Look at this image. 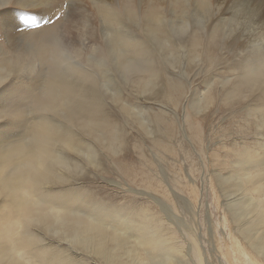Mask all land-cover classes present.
I'll list each match as a JSON object with an SVG mask.
<instances>
[{
	"label": "rangeland",
	"instance_id": "374dc122",
	"mask_svg": "<svg viewBox=\"0 0 264 264\" xmlns=\"http://www.w3.org/2000/svg\"><path fill=\"white\" fill-rule=\"evenodd\" d=\"M16 1L0 0V87L27 67L21 61L33 57L51 70L45 72L48 92L63 85L45 102L63 111L86 142L78 150H59L71 160V190L86 199L77 203L78 210L103 218L130 235L129 241L143 225L157 227L164 240L156 250L135 245L142 257L124 255L125 264H264V0H256L259 5L249 0L258 9L245 15L248 23L237 19L231 36L248 40L243 48L220 42L206 52L190 47L192 30L198 35L203 30L200 39L209 42L208 22L229 18L235 8L225 14L202 9L203 25L196 22L188 31L171 34L168 23L161 31H148L158 19L151 20L148 0H61L76 4L75 18L67 23L63 15L53 18L44 33L32 36L33 28L21 23L31 14L11 11ZM34 1L20 0L27 6ZM154 1L168 8L169 0ZM44 44L56 49L62 44L64 51L36 55L35 48ZM148 66L159 74L156 78L143 70ZM68 89L80 90L70 94L76 106L86 94L83 102L96 103L106 114L95 128L101 139L81 127L83 115L71 114L76 108L64 107ZM8 112L0 107V117ZM36 122L46 121L32 120L31 128L18 129L0 119V149L9 142L33 141ZM110 128L119 138L106 133ZM47 226L37 223L31 229L53 247L60 243L74 251L79 264H124L69 243L67 234L55 235Z\"/></svg>",
	"mask_w": 264,
	"mask_h": 264
},
{
	"label": "bare ground",
	"instance_id": "6f19581e",
	"mask_svg": "<svg viewBox=\"0 0 264 264\" xmlns=\"http://www.w3.org/2000/svg\"><path fill=\"white\" fill-rule=\"evenodd\" d=\"M127 1L130 3V0ZM16 2L18 4L11 8V11L21 15L31 14L30 19H40L39 15H37V9L32 6L35 1L28 6L21 4L20 0ZM251 2L249 0H237L236 3L233 0H197L199 4L197 12L199 15L202 9L209 11L211 8H218V10H224L222 14H225L231 8H242L244 14L247 15L258 9L256 6V8H252L253 4ZM256 2L255 0L254 3L256 4ZM147 3L148 6L146 8L150 10L151 20L158 18L157 25H149L147 27L148 31H161L162 25L168 23L170 25L168 33L174 34V29L177 31H188L189 27L193 25V10L187 6V0H169V4L173 5L171 13L169 8H163L157 1L148 0ZM257 5H259V2H257ZM129 7L131 8L130 5ZM100 8L102 9L103 6H100ZM260 16L264 17V11L260 13ZM236 23L237 19H234V11L229 18L223 15L217 21H209L207 25L212 27L209 34L210 41L207 42L200 39L203 30H200V35L196 33L197 30H192L193 36L190 39V47L194 50L199 49L206 52L209 50L210 45L217 46L221 42L232 48H243L248 43V40L243 41L241 38L231 36L234 29H236ZM197 29L199 30V28ZM30 33L32 36L40 34L34 29ZM167 40L170 41L171 38H167ZM255 46H258V43ZM56 48L55 45L52 47L45 44L40 47L37 46L35 48L36 55L45 56L52 52L58 54V51L63 50L61 49L62 44L58 49ZM135 50L137 51V48ZM143 70L148 72L153 79L159 75L154 72V67L151 66L145 67ZM59 86L63 85L58 84L57 88ZM57 88L54 86L53 89H50L51 91L47 92L45 100L50 96L56 95L59 92V90H56ZM68 90L67 92L73 95H77L78 91H80L77 89ZM88 96L85 94V99ZM115 98L119 99L118 96H115ZM83 100L71 114L76 117L83 115L84 118L80 117L81 119L79 120L81 127L89 131L91 135H97L98 139H101L102 134L98 136V131L95 128L98 126L97 123L99 124L98 121H100L99 118L102 113L105 117L106 114L96 106V103L89 101L85 103ZM36 125L38 129L37 131L33 130L34 139L30 141L31 143L28 142L29 139L25 140L26 142H17L15 144L9 142L8 145L0 149V197L4 201V205L0 207V264H79L76 261L78 255L74 251H70L71 249L67 251L59 245L60 243L53 247L50 242L48 244L43 241L42 239H44L45 235L42 238L39 233L31 229L37 223L50 226H47L48 231L53 229L55 235H60L63 238L67 234L69 243L79 244L86 249H90L108 262H113V260L117 259L125 264L124 255L128 258H141L143 254L137 248L138 245L139 248L150 247L155 250L162 246V240H160L158 230H156L157 227L140 226L139 235H136L133 241H129L130 235L125 236V233L118 232L117 229L105 223L106 221L103 218L94 217L93 213L88 214L78 210L77 203L81 200L86 201V199H82L78 190H71L73 177L68 174L71 171L74 172V170L68 169V167L70 168L71 160L57 149L56 138L48 133V123L36 122ZM107 130L111 132L106 133L110 134L114 139L119 138L117 135L118 131L116 132L111 128ZM61 143H66V141L61 139ZM69 147L72 149L71 145ZM75 148L76 150L79 149V147ZM108 148L113 149V145L111 144ZM91 150V148H88V157H92L94 153ZM247 156L255 158L254 154L251 153H248ZM56 188L60 189L54 190ZM68 190L71 191L70 195L67 193ZM106 215L113 216L109 213H106ZM118 218L121 219L122 215H118ZM148 220L158 226V223L154 222V218H148ZM122 238V241L119 240ZM111 243L115 244V246L109 247L108 245ZM174 248L176 250V246ZM20 254H22V258Z\"/></svg>",
	"mask_w": 264,
	"mask_h": 264
},
{
	"label": "snow or ice",
	"instance_id": "6c2138e0",
	"mask_svg": "<svg viewBox=\"0 0 264 264\" xmlns=\"http://www.w3.org/2000/svg\"><path fill=\"white\" fill-rule=\"evenodd\" d=\"M233 2L236 3L237 0H233ZM32 6L37 9L40 19L22 18L21 23L24 26L32 27L38 33H44V30L52 24L53 18L59 21L63 15L64 22L67 23L70 19L75 18L78 11L75 3L61 2V0H35ZM187 6L193 10V23L199 22L203 25L205 21L198 16L199 4L197 0H187ZM167 7L171 13L173 5L169 4ZM234 19H240L241 23H248L242 8L234 10ZM261 30V54L264 55V25L261 26ZM21 63H26L27 67L23 68L11 83L0 87V107L7 106L9 110L8 116L0 117V119L7 118L13 121L18 129H22L25 125L31 128L32 125L29 122L36 119L48 122L49 135L56 138L57 149L64 152L71 151L69 145L80 147L82 143H86L79 137L75 125L67 121L63 111L46 106L45 97L50 86V77L45 82V72L51 70H47L36 57L21 61ZM62 99L66 109L74 110L76 108V101L70 94L62 95ZM61 139L66 143H61Z\"/></svg>",
	"mask_w": 264,
	"mask_h": 264
}]
</instances>
